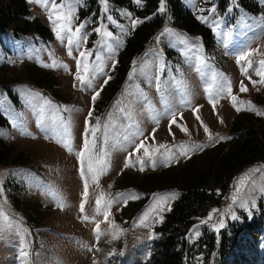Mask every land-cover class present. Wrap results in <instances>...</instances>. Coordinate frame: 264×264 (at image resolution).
I'll list each match as a JSON object with an SVG mask.
<instances>
[{"label": "rangeland", "instance_id": "obj_1", "mask_svg": "<svg viewBox=\"0 0 264 264\" xmlns=\"http://www.w3.org/2000/svg\"><path fill=\"white\" fill-rule=\"evenodd\" d=\"M131 1L145 8V0ZM179 1L210 29V49L201 34L173 25L165 0L163 11L160 1L144 16L109 0L107 11L103 0H64L61 11L71 10V27L85 23L80 37L87 40L80 47L57 38L49 19L55 13L36 0H25L26 16L0 33V138L11 150L0 164V225H6L0 264H157L156 229L180 195L181 180L206 172L226 151L223 146L236 147L248 129L264 131V0H253L256 12L239 0L223 7L221 0ZM156 16L162 26L120 78L118 59L127 38ZM134 20L141 22L133 27ZM37 21L49 35L35 28ZM84 49L91 53V83L81 87L74 74ZM89 109L88 124L98 127L94 140L87 134L90 149L81 162ZM141 142L150 157L144 148L134 152ZM181 145L191 149L187 156L179 155ZM130 153L133 166L125 168ZM187 239L194 249L189 264H264V161L235 175L221 203L194 218Z\"/></svg>", "mask_w": 264, "mask_h": 264}, {"label": "trees", "instance_id": "obj_2", "mask_svg": "<svg viewBox=\"0 0 264 264\" xmlns=\"http://www.w3.org/2000/svg\"><path fill=\"white\" fill-rule=\"evenodd\" d=\"M109 1L118 6H126L138 15L144 16L153 12L161 0H145L146 5L143 10H138L131 0ZM227 1L221 0L220 7H223ZM165 2L173 25L189 34H201L205 48L210 49L213 43L210 29L201 25L179 0H165ZM239 3L250 11L258 10V6L253 0H239ZM27 11L25 0H9L0 4V33L14 21L25 17ZM162 24L163 18L156 16L151 22L143 23L137 27L127 38L118 59L120 78L126 73L132 58L146 47L154 29L159 28ZM28 25L27 23L26 26L28 27ZM35 28L41 33L49 35L47 27L38 21L35 23ZM4 122L5 119L0 115V124H4ZM239 139L241 140L233 149L229 148L230 145L229 147L223 146L222 149L226 148V151L218 153L215 163L211 164L206 172L194 178L186 177L181 180L180 195L172 204L162 224L156 229L155 260L157 264H189L193 258L194 249L188 243L187 231L194 218L205 215L209 205L218 206L221 203L229 191L235 175L244 166L264 161V131L248 129ZM10 152L9 145L0 138V164L7 161Z\"/></svg>", "mask_w": 264, "mask_h": 264}, {"label": "snow or ice", "instance_id": "obj_3", "mask_svg": "<svg viewBox=\"0 0 264 264\" xmlns=\"http://www.w3.org/2000/svg\"><path fill=\"white\" fill-rule=\"evenodd\" d=\"M36 2L38 4H43L46 8H49L52 10V12L55 13V19H53V15L49 14V19L52 20L55 28V34L57 36L58 39H61V40H64L65 38L67 39V44L69 46L75 44L77 47H80L81 44L83 43H86V40H87V37H80V33H81V30L85 27V23L84 22H81L79 25H77L75 27V29H73L71 27L73 21H72V17H71V10H69L68 12L66 13H62V9H64L65 7V4H64V0H61V2L59 4H57L56 0H36ZM103 2L105 3V11H107V0H103ZM163 2L164 0H161V8H160V11H163ZM136 3L137 4H140L141 3V0H136ZM130 15V14H129ZM108 20H112V17L111 16H108L107 17ZM201 19L203 20H206L205 17H201ZM141 21L139 20H134L132 22L133 24V27H135V25L137 23H140ZM95 32H101V28L97 27L96 29H94ZM167 31V30H166ZM62 32H66L67 33V36H63L62 35ZM104 36H108L110 37L111 36V33L110 32H103L102 33ZM68 54L69 55H72V50H71V47L69 48L68 50ZM91 53L87 50V49H84V50H81L79 51L78 53V59H77V71L76 73L74 74L75 75V78L77 80L80 81V86L81 87H86V86H90V78H89V73H90V69H89V64L87 62V57L90 56ZM248 55V53H246L245 55H242V56H239L237 58V62L239 63V61L241 60H244L246 58V56ZM262 64H264V61H261ZM249 65H250V62H249ZM52 66H55V65H52ZM82 66V67H81ZM165 66L164 65H161V70H163ZM81 71H83L84 74H81ZM242 71L246 72L247 69H242ZM110 79V77L106 78L105 79V84L107 83V80ZM262 83H264V80L260 81ZM253 83H256L255 81H253ZM74 87H76V85H73ZM157 90L159 91L160 90V84L159 82H157ZM102 87H100L99 90H96L94 91L92 97H91V100L92 102L94 103L96 98L99 96V92L100 90H102ZM240 90L243 92V91H247V88L241 83V88ZM228 91L230 92L231 89L229 88ZM232 100L233 102L236 101V97L233 96L232 97ZM250 103V102H249ZM215 106V102H213V107ZM237 111H239V107L236 108ZM196 111V110H194ZM260 114V113H258ZM92 115V110L89 109V112H88V117H86V120H85V132L82 133V138L84 140V143H83V146H82V151L79 153V156H80V159H81V162L83 161V157H84V154H85V151H88L90 149V143L89 141L87 140V134L88 132H91L92 135H93V140H94V137H95V132L97 131V127H90L89 124H88V119L91 117ZM197 119L199 120V116H197ZM222 122V121H221ZM176 123V118H175V115L173 114L172 118L170 119L169 121V131H170V134L171 133V125L172 124H175ZM202 123V121H201ZM182 130L187 132V129L186 128H183L182 127ZM204 131L206 133L209 134V139H212V135L211 133L209 132V129L207 128V126L205 125L204 126ZM154 132H155V129L153 130V139H154ZM174 135V134H173ZM217 139H225V137H218ZM67 146V145H65ZM161 148H165L166 146L165 145H161L160 146ZM180 147V152H179V155L180 156H187L189 151L191 150L189 148V146L187 145H181L179 146ZM196 147H199V148H202L203 145H198ZM141 148H144V156L145 157H150V153L148 151L147 148H145L143 142H141L139 145H137L135 148H134V152H139ZM158 151V149H157ZM170 151V150H169ZM173 157H169L168 160L170 162V160L172 159ZM132 154L130 153L126 158H125V163H124V167L127 168V167H130V166H133L132 164ZM137 161L139 162L140 164V170L143 171L144 170V160L142 158H140L139 156H137ZM149 163L152 164L153 167H155V161L154 160H151L149 159ZM92 168H91V164L89 165V171H91ZM81 174L83 175V168H81ZM87 183H85L84 185V188H85V192H84V197L86 198L87 197ZM239 190V189H238ZM130 198L132 199H135L137 198L136 196H131ZM233 199H235V196L233 197ZM101 203V199L100 198H97V201H96V204H97V208L99 210V205ZM124 203H127V198L124 200ZM80 211L83 213L84 211V203L82 202L80 204ZM215 211V210H214ZM105 217H107L108 213L105 212L104 213ZM83 219L84 220H88L89 217L88 216H83ZM6 227V225H0V230H3V228ZM97 231H99V225L97 224ZM196 235H199V233L197 232ZM23 255H27L26 252L22 253Z\"/></svg>", "mask_w": 264, "mask_h": 264}]
</instances>
